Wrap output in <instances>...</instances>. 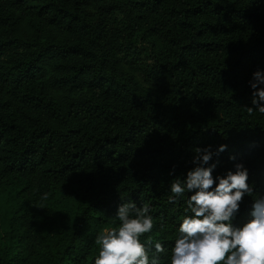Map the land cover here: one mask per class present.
Instances as JSON below:
<instances>
[{
	"label": "trees",
	"instance_id": "trees-1",
	"mask_svg": "<svg viewBox=\"0 0 264 264\" xmlns=\"http://www.w3.org/2000/svg\"><path fill=\"white\" fill-rule=\"evenodd\" d=\"M256 71L264 0H0V264H94L128 201L170 264L194 194L170 185L197 166L247 170L242 227L264 196Z\"/></svg>",
	"mask_w": 264,
	"mask_h": 264
},
{
	"label": "clouds",
	"instance_id": "clouds-1",
	"mask_svg": "<svg viewBox=\"0 0 264 264\" xmlns=\"http://www.w3.org/2000/svg\"><path fill=\"white\" fill-rule=\"evenodd\" d=\"M253 78L255 82L250 86L258 100L252 103L256 111L264 113V106L258 103L264 102V87H258L264 85V74L256 71ZM225 147L220 145L218 151ZM194 151L193 163L199 165L206 164L213 154L208 148ZM234 167V171L214 179V165L197 166L187 172L185 180L171 182L170 200L186 191L194 194L187 200V210L192 215H185L179 224L170 264H264V196L255 199L251 219L242 227H234L231 220L240 202L245 194H252L247 170L239 163ZM149 211L147 204L137 207L132 201L122 202L115 214L119 225L104 228L96 236L99 252L94 264H159L160 254L165 251L163 245L151 235L142 242V237L154 228Z\"/></svg>",
	"mask_w": 264,
	"mask_h": 264
}]
</instances>
